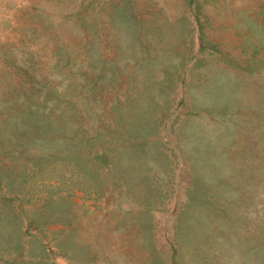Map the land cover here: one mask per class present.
Segmentation results:
<instances>
[{"label":"rangeland","instance_id":"rangeland-1","mask_svg":"<svg viewBox=\"0 0 264 264\" xmlns=\"http://www.w3.org/2000/svg\"><path fill=\"white\" fill-rule=\"evenodd\" d=\"M0 264H264V0H0Z\"/></svg>","mask_w":264,"mask_h":264}]
</instances>
